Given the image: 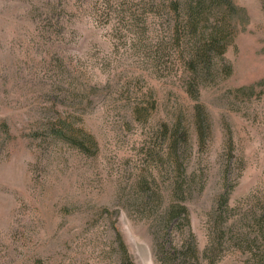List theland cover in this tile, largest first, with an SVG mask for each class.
<instances>
[{
    "label": "rangeland",
    "instance_id": "1",
    "mask_svg": "<svg viewBox=\"0 0 264 264\" xmlns=\"http://www.w3.org/2000/svg\"><path fill=\"white\" fill-rule=\"evenodd\" d=\"M143 1L0 0V264H119L117 232L135 264H158L182 184L191 223L169 226L192 230L199 264L264 250L210 252L226 178L233 213L264 219V0H232L228 50L194 89L169 14ZM62 121L79 143L54 136Z\"/></svg>",
    "mask_w": 264,
    "mask_h": 264
},
{
    "label": "trees",
    "instance_id": "2",
    "mask_svg": "<svg viewBox=\"0 0 264 264\" xmlns=\"http://www.w3.org/2000/svg\"><path fill=\"white\" fill-rule=\"evenodd\" d=\"M142 3L145 10L154 7L162 12L167 11L169 14L171 20L167 29L171 37L169 45L182 48L183 64L191 75L187 82L189 87L194 89L205 77L212 76L229 47L227 35L234 19L231 16L235 7L233 1L144 0ZM225 67L226 65L223 66ZM227 68L230 70V66ZM52 130L54 136H61V139L71 143H79L75 128L69 122L62 121L58 128H52ZM178 143V140L174 141L170 159H173L180 175H183L189 171L188 166L183 162V154L188 153V149L179 150ZM87 144L92 142L86 141L82 143V146L85 147ZM189 189L185 190L184 184L178 185L174 188L169 203L167 202L166 210L162 215L164 234L161 239L163 242L155 246L158 264H187V260L192 264H199L201 256L192 230L189 229L184 238H181L174 229V225L169 226L175 217L186 220L190 226L191 221L186 205ZM231 191L230 182L226 178L224 192L219 197L218 209L212 213L215 215L213 234L216 240V248H212V251L210 249L212 254L224 244L233 245L239 251L255 246L257 251L258 242L264 239V219L258 214L259 210L252 208L250 211L241 210L236 214L233 213L236 209L229 205ZM250 227L255 229L254 236H250L248 231ZM248 243H250L249 247H247ZM113 245L119 264H135L119 232L116 233ZM208 252L209 249L205 251V254ZM254 264H264V250L260 254L255 252Z\"/></svg>",
    "mask_w": 264,
    "mask_h": 264
}]
</instances>
